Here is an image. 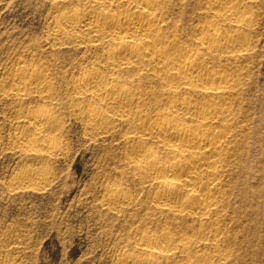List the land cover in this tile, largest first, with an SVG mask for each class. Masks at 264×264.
I'll use <instances>...</instances> for the list:
<instances>
[{
    "label": "rangeland",
    "instance_id": "1",
    "mask_svg": "<svg viewBox=\"0 0 264 264\" xmlns=\"http://www.w3.org/2000/svg\"><path fill=\"white\" fill-rule=\"evenodd\" d=\"M208 1L172 0L167 16L170 36L193 56L201 51L198 33L213 17ZM76 7L81 4L70 0H0V264H117L144 232H169L177 240L197 237L189 218L156 208V187L143 185L127 165L126 126L113 124L106 134L87 135L86 118L77 111L97 101L77 99L71 82L91 67L102 68L103 55L90 45H59L51 39L60 15ZM242 10L243 23L217 25L240 38L237 56L204 55L209 69L228 76L237 139L246 151L222 187L228 195L218 215L220 247L227 255L221 264H264V0H245ZM20 68L43 72L50 92L14 96L11 83ZM123 82L159 91L144 76ZM145 107L153 109L149 101ZM43 109L61 120L55 132L61 152L20 151L14 143L17 133L26 131L21 126L25 115ZM29 173L35 178L18 180ZM114 187L129 197L116 211L107 204ZM257 187L261 198L253 192ZM201 247L191 252L212 251ZM173 261L181 264L180 257Z\"/></svg>",
    "mask_w": 264,
    "mask_h": 264
},
{
    "label": "bare ground",
    "instance_id": "2",
    "mask_svg": "<svg viewBox=\"0 0 264 264\" xmlns=\"http://www.w3.org/2000/svg\"><path fill=\"white\" fill-rule=\"evenodd\" d=\"M70 1L81 7L60 15L51 39L59 45H90L103 55L102 68L91 67L71 82L77 99L97 101L77 111L86 118L87 135L106 134L113 124L126 126L130 130L124 136L130 148L127 165L140 174L143 185L156 187V208L196 224L190 226L197 233L195 239L177 240L169 232L142 233L134 251H124L117 264H177L172 263L175 257H180L181 264H221L227 255L220 247L224 242L218 215L228 195L222 187L233 164L244 161L246 151L237 139L240 129L235 128L236 111L229 105L228 76L209 69L204 55L238 52L240 38L217 25L243 23L247 19L242 10L245 0L208 1L213 17L196 37L201 51L194 56L168 32L172 0ZM135 76L155 82L158 93L123 82ZM11 87L13 95L22 98L51 90L43 72L24 68L16 71ZM148 101L153 109L145 107ZM21 126L27 133H17L14 143L20 151L61 152L55 134L61 120L50 110L28 112ZM33 174L18 180L34 179ZM253 192L257 198L263 196L258 187ZM128 201V195L114 187L107 204L116 211ZM196 246L212 251L191 252Z\"/></svg>",
    "mask_w": 264,
    "mask_h": 264
}]
</instances>
